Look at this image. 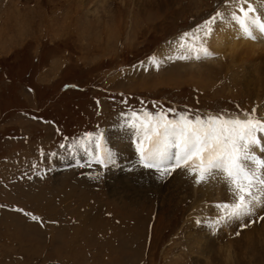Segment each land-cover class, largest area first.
I'll return each mask as SVG.
<instances>
[{"label": "rangeland", "instance_id": "rangeland-1", "mask_svg": "<svg viewBox=\"0 0 264 264\" xmlns=\"http://www.w3.org/2000/svg\"><path fill=\"white\" fill-rule=\"evenodd\" d=\"M235 5L0 0V264H264L261 197L239 220L195 212L191 177L144 168L130 126L133 112L264 121V83L252 90L229 56L198 64L188 51L209 49L206 22L222 14L212 32Z\"/></svg>", "mask_w": 264, "mask_h": 264}, {"label": "snow or ice", "instance_id": "snow-or-ice-1", "mask_svg": "<svg viewBox=\"0 0 264 264\" xmlns=\"http://www.w3.org/2000/svg\"><path fill=\"white\" fill-rule=\"evenodd\" d=\"M247 4V0H244ZM242 16L239 23L245 33L250 26L257 25L258 21L250 14L255 11L250 5L245 7L236 0ZM216 13L210 21L206 22L204 34L211 33L210 25L221 17ZM236 19L235 13L232 14ZM264 28V24L260 25ZM189 38L185 33L182 40ZM192 40L200 37L193 34ZM185 47L184 43L180 45ZM189 52H195V59L209 56L211 53L206 47L199 49L195 45L188 46ZM179 59H189L181 55ZM255 112V110H253ZM245 119L224 116L199 115L190 118L188 114H180L177 118H169L164 112L156 114L144 112L143 115L133 112L130 126L137 130L138 151L140 163L144 168L155 169L163 177L177 168H187L195 176V182L200 184L213 177L223 178L232 188L236 203L224 205L230 209V215H241L249 211V205L256 199L254 188L259 186L264 191V177L257 178L255 166L258 164L264 169V161H257L252 154L253 146L264 142L258 138V133H264V121L256 119L253 114L245 113ZM96 147L101 154L96 156V163L107 166L113 162V155L104 149L97 140ZM22 211V210H21ZM32 220L38 217L32 216Z\"/></svg>", "mask_w": 264, "mask_h": 264}, {"label": "bare ground", "instance_id": "bare-ground-1", "mask_svg": "<svg viewBox=\"0 0 264 264\" xmlns=\"http://www.w3.org/2000/svg\"><path fill=\"white\" fill-rule=\"evenodd\" d=\"M260 1L262 2V7L256 6L255 3L253 4L249 2H247V4H245V2L239 3L240 5H243L245 7L250 5L253 9H255V11L250 15L255 17L258 23L257 25H255V27L250 26V31L248 33H245L243 31L242 26L239 23V17L242 16V13L239 11V7L236 4L233 7V10L231 11L229 17L227 18L228 20L222 21L221 24L213 27L212 32L208 36H206L208 40L209 52H211V55H214L215 57L229 56L231 62L233 61L237 65L242 66L243 72H245L246 74L250 73L248 74L250 78L248 80V84L253 86L252 90H254L258 84L264 83V79L259 76L262 73V69H258L259 62L256 61V60L259 61L261 59L260 55L264 54V28L260 27V25L264 24V15H262L264 13V8H263L264 0H260ZM233 13H235L237 17L236 19H233L232 17ZM203 57H204L203 59L200 60L197 59L196 63L200 64L198 62L200 61L203 64V62L206 61V56ZM207 57H210V55ZM202 66L199 67L201 68ZM257 74H258V81H256L255 80L256 77H254L257 76ZM251 86H249V88ZM262 112H264V109L262 110ZM125 131L126 130L120 131L121 133L118 132L116 135V139L119 137V135H123L122 132L125 133ZM257 136L258 138H264V133H262V135L258 133ZM261 146H264V144H262ZM253 150H256L257 153L258 152L264 153V148L261 147L260 150L259 145L253 146ZM261 170H263L262 174H264V169L261 168L260 171ZM187 176L191 177L190 184L195 187L194 193L195 192L196 193L195 195H193L194 197L189 201V202L192 201L191 209L192 210L194 209L195 212L201 211L204 208V206L207 205L210 207L211 211H213L216 208L219 210L220 213L221 210H225V208L223 207L224 206V203L222 201L223 198L227 199L229 205H234L236 203V198L234 196L232 188L223 178L213 177L205 182L197 184L195 182V176L191 175L187 168H183V177H187ZM199 197H202L204 200L201 201ZM261 201L263 202L264 198H261ZM243 215L244 213L241 215H234V217H236L239 220ZM209 246L210 248H212L213 245L212 246L209 245ZM227 252L230 253L231 250Z\"/></svg>", "mask_w": 264, "mask_h": 264}]
</instances>
